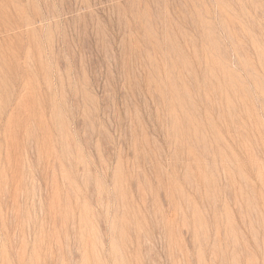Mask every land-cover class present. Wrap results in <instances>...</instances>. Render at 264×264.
Listing matches in <instances>:
<instances>
[{"label":"rangeland","instance_id":"obj_1","mask_svg":"<svg viewBox=\"0 0 264 264\" xmlns=\"http://www.w3.org/2000/svg\"><path fill=\"white\" fill-rule=\"evenodd\" d=\"M0 264H264V0H0Z\"/></svg>","mask_w":264,"mask_h":264}]
</instances>
